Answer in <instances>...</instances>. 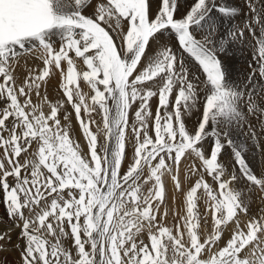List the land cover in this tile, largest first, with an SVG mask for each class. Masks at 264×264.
I'll use <instances>...</instances> for the list:
<instances>
[{"label": "snow or ice", "instance_id": "6c2138e0", "mask_svg": "<svg viewBox=\"0 0 264 264\" xmlns=\"http://www.w3.org/2000/svg\"><path fill=\"white\" fill-rule=\"evenodd\" d=\"M236 50L248 54L242 78ZM38 53L40 70L17 81ZM54 70L63 93L52 103L41 88ZM258 133L264 0H0V193L24 241L19 264H264V215H249L264 171L234 138L259 148ZM182 160L195 180L174 230L162 177L185 192Z\"/></svg>", "mask_w": 264, "mask_h": 264}, {"label": "rangeland", "instance_id": "374dc122", "mask_svg": "<svg viewBox=\"0 0 264 264\" xmlns=\"http://www.w3.org/2000/svg\"><path fill=\"white\" fill-rule=\"evenodd\" d=\"M246 54H247V52H246ZM78 70H79V66H78ZM57 72H59V73H57ZM50 79H52L53 83H55V85H57L58 90H57V92H56V89H53L52 91H46L45 94L48 96L49 100L52 103H55L56 100L60 96H62L61 93H63V89L61 87V85L63 83V76L61 75V73H60L59 70H54L53 73H52V75H51V77H50ZM80 83H82L81 84V90L84 93H90V88H88L84 84V82H80ZM44 91L45 90H43V87H42L41 88V94L42 95H44ZM58 92H61V93L59 94ZM56 93H58L59 95H57ZM52 94H56V96H58V98L55 95H54L55 97L54 96L51 97ZM33 99H34V102H38L36 100V97L35 96H33ZM153 100L157 104V98H153ZM89 103H90V100H89ZM66 107L67 108L69 107L68 110L72 114L71 115V119H72V117H73V120L75 119L74 120L75 125L78 124L77 126L79 128V122L75 118L74 110L71 109V106L70 105H67ZM155 109H156V105L152 107L153 113L155 112ZM45 111H46V109H45ZM62 116H63V113L61 114V118H62ZM93 117L96 120V123L91 124L90 127L92 128V130L94 132H97L98 133V141H103V138H104L103 137V133L101 132V134H100V131H99V129H102V127H103V124H102V114L101 115H97L96 113H93ZM188 125L189 126H192L193 125V119H191V118L188 119ZM77 129H75V128L73 129V127H72V135L73 136L75 135L77 137V134L81 135L82 132L78 131ZM82 136H83V134H82ZM258 136L260 137V139H259V147H262L260 145H264V134L263 133H258ZM82 138H84V137H82ZM84 140L86 142L85 144H86V147H87V141H86L85 138H84ZM240 143H242L243 145L246 146L247 141H243V142H240ZM79 144H81V143L79 142ZM81 148L83 149V146ZM254 148H256V146H254ZM85 151L87 152V149ZM126 152H128L130 154L131 153V149L130 148H126ZM262 155L264 157V154H262ZM245 157H246V159L249 157V155L247 154L246 150H245ZM222 159H224L225 161H227L229 158L228 157H222ZM188 166H189L188 163H185L182 160L181 161V164H180V167H179V170L174 173V174L178 175L179 180H180L181 184L183 185V187L185 189V192H183V193H181L178 190H175V188H174L175 182L173 181L171 175H165L164 177H162V179H163V181L165 183L166 200H165V203L161 205V209H160L161 218H163V221H164V225L165 226H168L170 228H173L174 230H175V226L174 225L177 224V221L179 220V218L181 216H183L184 214H186V192H187V190L190 188V186L193 184V182L195 180V177L192 176L188 172ZM257 195L264 197V193L257 194ZM257 199L259 201V197ZM259 203H260V201H259ZM5 208H6V206L3 203V194L0 193V217H1L0 218V225L3 223V227H0V232H9V229H11V231L9 232V234L15 236V237H11L10 242L5 243L4 251L0 252V255L3 254L5 256V257H0V262H1L0 264H19V261H20V252H19V249L16 248L15 246L18 245V244L21 245V246H23L24 241L22 239H19L18 238L17 235L19 234L20 229L18 227H15L13 221L9 220V224L4 223L2 221V216L7 215V210ZM198 209H199V211L202 214L204 212L210 211V209L208 207H206L203 204L202 201L198 203ZM165 210H167V215L166 216L164 215ZM207 219H208L209 230H211L213 228V226H214L213 225L212 218H211V215H209L207 217ZM142 238H144L146 240V236L145 237H142ZM227 238L228 237L225 236V239H227ZM70 244H71V241L66 239L65 240V245L70 246Z\"/></svg>", "mask_w": 264, "mask_h": 264}, {"label": "bare ground", "instance_id": "6f19581e", "mask_svg": "<svg viewBox=\"0 0 264 264\" xmlns=\"http://www.w3.org/2000/svg\"><path fill=\"white\" fill-rule=\"evenodd\" d=\"M233 3H240L241 6H242V0H233ZM242 19L243 18L240 17L239 19H237L236 22L240 23ZM39 55L40 54L38 53L37 57L29 58V59H26V60L22 59L19 62V64L16 67V71H15V75H16L17 81H20V80H23V79L27 78L29 73H34V72L40 70L39 66L41 64V61L38 59ZM247 58H248V54H246V52H245V54H241V52L239 50L235 51V54H234V56H233V58L231 60L232 70H233V73H234V78H242L243 75L246 73V69H247L246 60H247ZM79 67H85V66L81 65ZM52 73H53V71L51 72L50 77H51ZM57 73H59V72H57ZM50 77L47 78V82L46 83L42 84L43 90H45L44 94L46 93V91H52L53 89H56V92H57V90H58L57 85H55V83H53V81H52V79H50ZM81 82H83V81H81ZM58 93L60 94L61 92H58ZM58 93H56V94L59 95ZM56 94H52L51 97H53L54 95L56 96ZM56 97L58 98V96H56ZM150 103H151L152 107L157 105L156 102H154L153 99H152V101H150ZM45 109L47 111L46 105H45ZM191 119H193V124H194L195 120H196V117L193 116V117H191ZM74 120H73V117H72L71 124H72L73 129L74 128L77 129L78 128V126H77L78 124L75 125ZM254 123H255V121H254ZM77 130L80 131L79 128ZM100 134H101V132H100ZM81 136H82V133H81V135L77 134V137L74 135V137L77 138V142L81 143L80 144L81 147L83 146L82 151L86 152L85 151L87 149L86 144H85L86 142H85L84 138H82L83 136L82 137ZM234 138L238 142L247 141L246 146H245V150H246L247 154L249 155V157L247 158L248 163L250 164V166L253 168V170L255 172L259 173L260 171H264V157L262 155V154H264V145H260L262 147H259V148H257V147L254 148L253 141L249 137L244 136L243 134L235 135ZM257 194H261V192L256 187H253L252 191L249 192V197H250V199H249V215L251 217H253V218H256V217H258L260 215H264V198H262V196H259ZM258 197H259L260 203H259V201L257 199ZM9 220L10 219H9L8 215L2 216V221L4 223L9 224ZM174 226H176V225H174ZM0 227H3V223L0 225ZM9 235L11 237H15L14 235H11V234H9ZM225 236H227V234ZM0 257H5V256L3 254H1Z\"/></svg>", "mask_w": 264, "mask_h": 264}]
</instances>
